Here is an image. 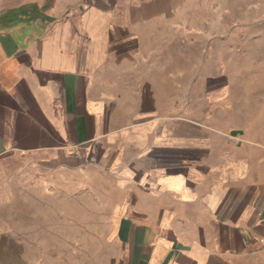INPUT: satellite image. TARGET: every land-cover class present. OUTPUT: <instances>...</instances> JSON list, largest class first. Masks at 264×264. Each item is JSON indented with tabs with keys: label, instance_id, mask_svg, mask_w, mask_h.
<instances>
[{
	"label": "crops",
	"instance_id": "obj_1",
	"mask_svg": "<svg viewBox=\"0 0 264 264\" xmlns=\"http://www.w3.org/2000/svg\"><path fill=\"white\" fill-rule=\"evenodd\" d=\"M188 3L0 0V264H50L29 204L44 211L82 168L92 191L93 163L114 176L116 198L87 264H264V137L125 120L124 101L159 99L156 62L171 59Z\"/></svg>",
	"mask_w": 264,
	"mask_h": 264
},
{
	"label": "rangeland",
	"instance_id": "obj_2",
	"mask_svg": "<svg viewBox=\"0 0 264 264\" xmlns=\"http://www.w3.org/2000/svg\"><path fill=\"white\" fill-rule=\"evenodd\" d=\"M177 15L172 57L160 53L156 62L162 71L156 85L159 99L145 107L139 106L142 100L124 101L131 115H125L126 123L135 128L153 119L174 126L197 122L208 127L212 138L260 141L264 137V0H189ZM157 41L164 45L165 36ZM234 131L242 133L233 136ZM92 168L98 171L89 180L92 191L82 168L77 170V182L68 181L60 195L52 192L44 198V211L40 199L29 204L36 210L28 213L29 222L47 225L39 229L40 246L50 253V264H87L104 250L109 228L100 222L110 217L115 180L105 167L93 163ZM26 207L24 197L14 199V215L20 220Z\"/></svg>",
	"mask_w": 264,
	"mask_h": 264
},
{
	"label": "water",
	"instance_id": "obj_3",
	"mask_svg": "<svg viewBox=\"0 0 264 264\" xmlns=\"http://www.w3.org/2000/svg\"><path fill=\"white\" fill-rule=\"evenodd\" d=\"M238 133H242V131H240V132H238V131H234V132H232V135H233V136H236Z\"/></svg>",
	"mask_w": 264,
	"mask_h": 264
}]
</instances>
